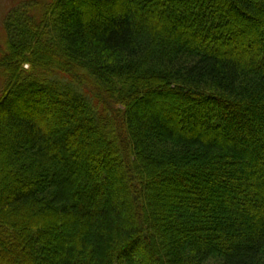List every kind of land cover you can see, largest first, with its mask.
<instances>
[{
	"label": "trees",
	"instance_id": "1",
	"mask_svg": "<svg viewBox=\"0 0 264 264\" xmlns=\"http://www.w3.org/2000/svg\"><path fill=\"white\" fill-rule=\"evenodd\" d=\"M2 25L0 264H264V0H28Z\"/></svg>",
	"mask_w": 264,
	"mask_h": 264
},
{
	"label": "rangeland",
	"instance_id": "2",
	"mask_svg": "<svg viewBox=\"0 0 264 264\" xmlns=\"http://www.w3.org/2000/svg\"><path fill=\"white\" fill-rule=\"evenodd\" d=\"M24 1H28V0H0V50L3 49L1 46H3V38H4V32H3V25L2 22L7 14V12L14 6L20 4L21 2ZM31 1H36V2H41V3H49L50 0H31ZM2 51V50H1ZM0 82H1V78H0ZM0 89H1V83H0ZM3 173V171L0 170V175ZM172 185H169L167 187H163L164 189H169L171 188ZM130 194V193H129ZM125 189H120L119 190V196H125L127 195L130 199V195H129ZM232 199H236V196L233 195ZM257 203V201L255 202ZM259 204V203H258ZM257 204V205H258ZM222 211H227L228 210H223ZM264 212V211H263ZM215 213V212H214ZM216 214V213H215ZM234 219L238 222H241V217H237L235 216ZM210 238V235H201V240L202 241H207ZM216 244V243H215ZM215 244H212L213 246ZM220 244V242H219ZM218 245V244H216ZM140 260L143 261V264H151L150 260H149V256L146 253V249L142 246H140L137 250H136V254H135Z\"/></svg>",
	"mask_w": 264,
	"mask_h": 264
}]
</instances>
